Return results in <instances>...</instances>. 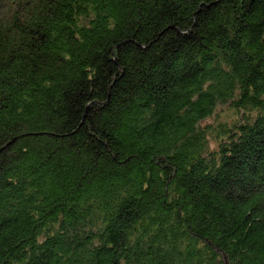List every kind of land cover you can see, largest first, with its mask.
Instances as JSON below:
<instances>
[{"label": "trees", "instance_id": "trees-1", "mask_svg": "<svg viewBox=\"0 0 264 264\" xmlns=\"http://www.w3.org/2000/svg\"><path fill=\"white\" fill-rule=\"evenodd\" d=\"M3 2L0 264H264V0Z\"/></svg>", "mask_w": 264, "mask_h": 264}, {"label": "rangeland", "instance_id": "rangeland-1", "mask_svg": "<svg viewBox=\"0 0 264 264\" xmlns=\"http://www.w3.org/2000/svg\"><path fill=\"white\" fill-rule=\"evenodd\" d=\"M4 2H3V6H5V1L6 0H3ZM210 123H213V120L212 119H207V120H205L202 124L204 125V124H210ZM211 139V138H210ZM214 145V142L213 141H210V146L212 147Z\"/></svg>", "mask_w": 264, "mask_h": 264}]
</instances>
